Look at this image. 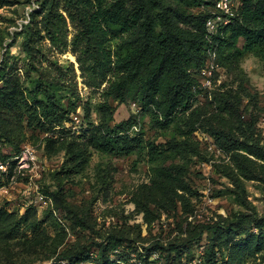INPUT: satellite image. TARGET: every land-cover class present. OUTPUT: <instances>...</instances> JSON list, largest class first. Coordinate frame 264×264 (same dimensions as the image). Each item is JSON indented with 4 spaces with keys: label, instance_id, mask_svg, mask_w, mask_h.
Segmentation results:
<instances>
[{
    "label": "rangeland",
    "instance_id": "obj_1",
    "mask_svg": "<svg viewBox=\"0 0 264 264\" xmlns=\"http://www.w3.org/2000/svg\"><path fill=\"white\" fill-rule=\"evenodd\" d=\"M230 1L235 9L241 3ZM123 2L129 13L133 1ZM56 6L67 22L66 45L60 47L53 45L47 27L48 14ZM189 11L197 14L201 9ZM73 12L70 0H0V88H5L13 100L6 107L0 99V161L10 162L8 176L0 173V186L9 185L12 192L0 203V264H57L58 254L77 245L96 259L97 244L103 242L101 235L123 227L129 241L116 253L119 255H111L119 264H264V253L254 251V239L249 240L247 249L234 240L227 250L216 251L214 256L210 251L211 230L189 243L181 207L177 213L163 214L152 225L135 212L133 194L150 182L156 167L149 162L146 150L129 155L97 150L95 144L106 121L113 128L136 119L138 124L128 133L157 145L175 137V129L159 128L134 101L122 103L109 96L110 75L104 79L87 73L90 64H80L83 45L76 47L72 42L80 30L79 23L72 22ZM209 13L214 15L210 19H214L215 34L227 21L214 8ZM115 44L116 41L111 43L112 50ZM243 44L239 41L238 46ZM233 60L243 74L228 66L216 49L209 55L199 77L204 91L196 105L213 109L209 101L212 93L220 88L236 91L239 83L235 78L241 79L245 74L257 106L245 108L249 104L245 99L241 112L245 122L254 124L256 138L264 145V61L253 53L235 56ZM41 85H47L70 110L61 126L42 127L35 117L31 118L35 105H39L34 104L33 96ZM37 97L40 104L48 101L39 91ZM192 142L196 155L184 162V181L193 192L191 231L195 226H213L221 217L231 218L239 213L264 217V184L244 181L242 194L222 173L221 167L228 165L230 159L214 139L200 129L193 133ZM27 147L34 150L36 159L21 170V160L16 158ZM80 156L81 167L72 168L75 162L71 158ZM55 195L64 197L79 216L86 214L88 226L93 229L80 226L72 214L57 206ZM50 208L55 209L53 223L47 217ZM28 209V223L15 226ZM171 246L177 249L170 251Z\"/></svg>",
    "mask_w": 264,
    "mask_h": 264
},
{
    "label": "trees",
    "instance_id": "obj_2",
    "mask_svg": "<svg viewBox=\"0 0 264 264\" xmlns=\"http://www.w3.org/2000/svg\"><path fill=\"white\" fill-rule=\"evenodd\" d=\"M70 1L74 4L72 22L80 25L72 42L76 47L83 45L80 64H90L87 73L104 79L110 75L109 96L122 103L132 100L150 114L159 128L175 129V137L157 145L128 133L138 124L136 119L131 118L112 128L105 118L103 133L95 144L97 150L103 154L117 151L128 155L146 150L149 162L156 167L150 182L141 185L133 194L131 201L135 204V212L143 216L146 224L152 225L163 214L177 213L181 207L186 216L189 243L201 239L205 230L213 232L212 256L216 251L227 250L234 240L247 249L251 239L255 240V253H264V217L239 213L231 218L221 217L213 226H195L191 231L193 222L189 218L194 210L190 197L193 192L184 181V162L196 155L192 135L204 129L229 157L230 163L221 167L222 173L242 194H245L244 181L264 184V145L256 138L254 124L245 122L241 112L245 99L249 101L245 108L257 106V100L248 88V77L244 74L241 79L235 78L239 83L236 91L220 88L213 92L209 100L213 109L196 105L204 91L199 77L215 49L239 75L243 73L233 60L235 56L253 53L264 61V0H241L238 8H233V15L222 14L227 23L215 34L209 30L207 22L214 17L209 9L217 11L219 0H132L134 7L129 13L123 0ZM56 8L58 6L48 14L47 27L53 45L60 47L66 45L67 22ZM194 8L201 12L189 11ZM113 41H116L114 50L110 46ZM239 41L244 42L241 48ZM38 88L33 102L39 105H35L31 118L35 117L42 127L61 126L70 110H66L47 85ZM38 91L47 103L40 104ZM0 99L6 107L13 104L5 88H0ZM81 158H71L75 162L72 168L81 167ZM176 161L182 164H176ZM169 162L172 164L167 165ZM54 198L57 206L72 214L80 226L93 229L88 226L86 214L79 216L64 197L55 195ZM47 210V217L53 223L55 209ZM30 212L28 209L15 226L26 225ZM101 238L103 242L97 244L96 259L77 245L58 254L57 264H88L92 261L119 264L111 259V255L119 253L129 241L124 227L107 236L101 235ZM176 249L171 246L169 250Z\"/></svg>",
    "mask_w": 264,
    "mask_h": 264
},
{
    "label": "built area",
    "instance_id": "obj_3",
    "mask_svg": "<svg viewBox=\"0 0 264 264\" xmlns=\"http://www.w3.org/2000/svg\"><path fill=\"white\" fill-rule=\"evenodd\" d=\"M216 9L217 11H220L219 13L221 14L224 13L226 15H233V7H232V3L230 0H219L216 4ZM218 19H221V17L218 16ZM207 26L211 32L216 30V26L214 25V19H209L207 22ZM35 157L36 156H35V152L33 149H31L30 147L23 149L21 153L19 154V156H17L16 158L17 161L21 160V162L19 163V168L21 170L25 169V165L29 161L33 162L36 159ZM9 172H10V162L0 161V173H2V175L4 176H8ZM11 196H12V192L10 190L9 185L7 186L4 185L3 187L0 188V203L4 199H8ZM42 199H44V197Z\"/></svg>",
    "mask_w": 264,
    "mask_h": 264
}]
</instances>
